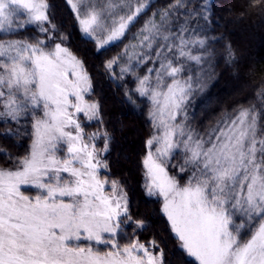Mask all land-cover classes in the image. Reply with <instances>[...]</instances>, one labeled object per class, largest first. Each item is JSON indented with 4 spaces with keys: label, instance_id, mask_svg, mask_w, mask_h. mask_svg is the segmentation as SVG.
<instances>
[{
    "label": "snow or ice",
    "instance_id": "snow-or-ice-1",
    "mask_svg": "<svg viewBox=\"0 0 264 264\" xmlns=\"http://www.w3.org/2000/svg\"><path fill=\"white\" fill-rule=\"evenodd\" d=\"M65 3L99 63L52 0H0V264H264V68L234 36L264 0Z\"/></svg>",
    "mask_w": 264,
    "mask_h": 264
},
{
    "label": "trees",
    "instance_id": "trees-1",
    "mask_svg": "<svg viewBox=\"0 0 264 264\" xmlns=\"http://www.w3.org/2000/svg\"><path fill=\"white\" fill-rule=\"evenodd\" d=\"M217 4L223 2L225 6H227L229 0H216ZM55 3L58 4L57 8V19L63 20L64 23L68 25H73V16L70 12V8L65 3V0H56ZM69 23V24H67ZM69 28V26H68ZM72 37L71 47L73 50H78L80 54L85 56V59L91 63H99V59L96 56L92 55V51L94 49V45L91 43H85L83 39H81V34L78 32V28H75ZM234 36L237 38L243 37L245 41V49L246 55L252 60L257 61L258 68H264V22L255 16L243 21L236 27V31ZM127 43V40H125ZM123 45H119L118 47H111L108 51L103 53V58L110 57L115 55L117 51H119ZM102 71V69H100ZM95 71V69H93ZM217 71H223V64L217 68ZM228 76H222L219 83L211 90V95L213 99L217 94L224 95L227 90L230 89V85L227 83ZM109 104H112V101H108ZM204 103H212V101L205 100ZM113 114L116 117H119L120 120L124 123V131L127 134V138L129 141L136 140L138 143V130L144 128L145 126L142 123V117L137 115L135 112L125 110L123 113L120 112L119 107L113 109ZM207 123V122H205ZM117 127L120 125L117 124ZM95 128V125H93ZM92 127V128H93ZM8 142L5 141L2 137H0V146H6ZM133 179L138 180L139 176L134 175ZM134 203H136L139 207L140 212L150 211L154 205L146 202L143 199H140L139 189L134 197ZM135 210V209H134ZM156 227H160L159 224Z\"/></svg>",
    "mask_w": 264,
    "mask_h": 264
},
{
    "label": "rangeland",
    "instance_id": "rangeland-1",
    "mask_svg": "<svg viewBox=\"0 0 264 264\" xmlns=\"http://www.w3.org/2000/svg\"><path fill=\"white\" fill-rule=\"evenodd\" d=\"M55 1L56 0H52V2L57 6V8H58V4L57 3H55ZM57 8H56V11H57ZM58 12V11H57ZM67 24H69V23H67ZM69 26V28H68V30H72L73 29V31H74V29L75 28H73V25L71 26V25H68ZM78 28V27H77ZM94 129V127L93 128H90L89 129V131H91V130H93Z\"/></svg>",
    "mask_w": 264,
    "mask_h": 264
}]
</instances>
